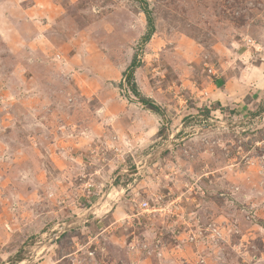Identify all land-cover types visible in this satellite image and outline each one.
I'll return each mask as SVG.
<instances>
[{
	"label": "rangeland",
	"instance_id": "rangeland-1",
	"mask_svg": "<svg viewBox=\"0 0 264 264\" xmlns=\"http://www.w3.org/2000/svg\"><path fill=\"white\" fill-rule=\"evenodd\" d=\"M0 264H264V0H0Z\"/></svg>",
	"mask_w": 264,
	"mask_h": 264
},
{
	"label": "trees",
	"instance_id": "trees-1",
	"mask_svg": "<svg viewBox=\"0 0 264 264\" xmlns=\"http://www.w3.org/2000/svg\"><path fill=\"white\" fill-rule=\"evenodd\" d=\"M145 15H147L145 17H146V20H147V28H148V30H153L152 29L153 26H152L151 18H149L148 14H145ZM135 65L136 64L133 61L132 65L128 69L127 73L124 74L125 81H126L127 85H129L132 82L131 80H132V76H133V69L136 67ZM130 90L133 93V95L138 99V101L141 102V104L145 105L146 107H148L149 109H151L154 112H158V108L155 106V104L150 99H148L146 97H142L138 93L137 88H136L134 83H131Z\"/></svg>",
	"mask_w": 264,
	"mask_h": 264
}]
</instances>
